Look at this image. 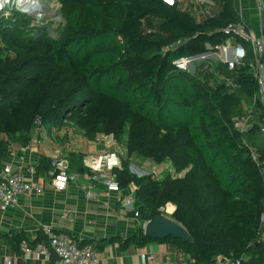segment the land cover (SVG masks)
Listing matches in <instances>:
<instances>
[{
	"label": "trees",
	"instance_id": "trees-1",
	"mask_svg": "<svg viewBox=\"0 0 264 264\" xmlns=\"http://www.w3.org/2000/svg\"><path fill=\"white\" fill-rule=\"evenodd\" d=\"M56 1L65 21L56 38L29 28L19 12L0 16V165L11 143L29 141L37 122L72 126L89 141L111 136L124 142L125 158L113 172L121 190L136 188L129 214L140 221L136 234L119 240L122 248L164 243L189 264H263L264 105L256 101L249 130L234 129L258 91L250 44L224 32L241 20L234 0H215L220 11L200 20L162 0ZM229 38L246 50L243 66L200 61L193 72L176 69L177 59ZM178 39L187 43L162 52ZM133 156L167 162L171 171L158 180L138 177L129 171ZM49 169L42 159L37 171ZM167 204L191 242L144 235L142 225ZM24 240L10 242L17 250ZM41 242L43 232L29 246Z\"/></svg>",
	"mask_w": 264,
	"mask_h": 264
},
{
	"label": "crops",
	"instance_id": "crops-1",
	"mask_svg": "<svg viewBox=\"0 0 264 264\" xmlns=\"http://www.w3.org/2000/svg\"><path fill=\"white\" fill-rule=\"evenodd\" d=\"M185 1L179 0L177 5L180 7ZM184 6L187 9H183L184 11L193 14L199 20L202 19L190 0H187ZM234 7L237 13L240 12L238 14L242 21L261 37L264 0H234ZM219 11L220 6L217 3L211 12L216 15ZM235 44L234 39L229 38L214 50L200 55L204 58L198 62L205 61L211 68L218 62L224 63V58H230ZM206 48L210 49L209 46ZM259 71L264 73V61L260 63ZM43 128L44 139L39 136V132L32 130L28 136L29 141L12 143L9 154L2 160V163H10L27 178L43 184L45 190L41 195L20 197L17 206L0 210V264H57V258L54 256L44 259L35 254L25 255L20 247L16 250L10 242L12 237L22 235L25 237L22 242L29 245L36 240L39 233H45L47 229L68 233L79 244L95 248L100 253L97 264H145L149 255L157 261H165L167 254L168 256L175 253L184 254L164 243H150L145 247L130 245L126 248L119 244V240L136 234L140 227V221L131 216L130 210L124 207L126 200H134L136 188L132 185L120 190L119 193L108 192L101 181L92 180V173L85 167V159L88 155L108 153L112 156L109 163L119 168L126 153L124 142L117 143L111 136L104 135H98L95 140L89 141L72 126L60 129H49L44 126ZM23 145H29L30 149L24 150ZM61 154L68 158V172L75 173L78 177L70 180L63 190L55 191L48 186L52 180L51 164L47 171L37 169L42 159L50 161ZM75 156L80 157V165L73 159ZM135 162L136 157L133 156L130 165ZM71 164L75 170L70 169ZM81 168H84L82 173L78 171ZM28 169H32L33 173L28 172ZM131 170L133 171L129 167L132 173ZM92 183L94 187L91 189ZM167 206L169 212H160L171 217L175 207L171 204L165 207ZM143 226L144 224L142 229ZM183 260L184 263L188 262L186 254L183 255ZM178 264H181L180 259Z\"/></svg>",
	"mask_w": 264,
	"mask_h": 264
},
{
	"label": "built area",
	"instance_id": "built-area-1",
	"mask_svg": "<svg viewBox=\"0 0 264 264\" xmlns=\"http://www.w3.org/2000/svg\"><path fill=\"white\" fill-rule=\"evenodd\" d=\"M163 3L174 6L177 5L179 0H162ZM197 12L202 18H212L214 14L211 12L215 7V0H190ZM240 13V12H238ZM241 18V16H240ZM264 29V26H263ZM224 32L227 34L239 36L245 43H249L252 48L254 56L253 71L254 76L257 79L258 91L252 99L251 104L245 105L244 112L237 117L233 122V127L238 132H246L252 127V116L256 101H260L264 105V73L259 71L260 62L259 58L261 54H264V36L255 38L252 31L246 23L240 20V22L228 25ZM187 43L185 39H178L175 42L165 46L162 52H173L179 47L184 46ZM246 50L241 43H236L232 48V53L229 59L224 58V63L229 70H233L237 67L243 66L246 58ZM203 56L196 57H182L174 62L177 70L183 72H191V65L195 64L199 59H203ZM39 132V136L44 139V128L37 122V126L33 129ZM259 131L264 135V125L259 126ZM12 143L10 144L11 149ZM24 150H29V145H23ZM106 153L100 155L88 156L85 159V167L92 173L93 181H101L108 192L119 193L120 188L116 181V175L113 172V167L109 160L111 159ZM51 164V176L50 186L55 191L63 190L70 180L76 179L78 176L75 173L70 174L69 161L66 155L61 154L50 160ZM28 172L33 173L32 169H28ZM161 179V178H160ZM94 187L93 183L90 188ZM44 185L27 178L21 171L14 169L10 163H1L0 165V210H4L9 207H15L18 204L19 198L30 195H41L44 192ZM91 194L89 193V196ZM134 200H126L124 207L128 210H132ZM161 208L160 211H163ZM64 216H62L63 218ZM260 224L262 228L261 242L264 244V208L260 215ZM47 235V243H39L34 247H30L26 242H22L19 247L21 251L26 254H35L41 256L44 259H49L51 256L57 258V264H97L100 253L89 245H80L72 236L65 232H55L50 229L45 230ZM184 254H173L166 256L165 261H157L153 256H148L145 264H178L179 259L181 264L184 263ZM240 264L239 260L231 262L228 259L220 258L217 264ZM264 264V262H263Z\"/></svg>",
	"mask_w": 264,
	"mask_h": 264
},
{
	"label": "rangeland",
	"instance_id": "rangeland-1",
	"mask_svg": "<svg viewBox=\"0 0 264 264\" xmlns=\"http://www.w3.org/2000/svg\"><path fill=\"white\" fill-rule=\"evenodd\" d=\"M4 1H5L4 4L0 3V16H4V17L12 16V14L15 11L19 12L25 15L27 19H30L29 28L35 30L37 29L43 30L47 32L50 37L56 38L58 36V32L65 23L60 13V5L56 0H36L34 4H32V9H29L30 6L28 7L23 6V4H21L19 0H4ZM185 2H187V0ZM185 2H182L180 4V7L182 9L187 10L186 6H184ZM152 19L153 21L157 22V24L161 22V20H159L158 18H152ZM249 28L252 31V34L255 38H260V35H258L255 31L254 33L251 27ZM124 139L125 138H123V140ZM121 151L123 153V150ZM92 155H88V156H92ZM122 156H124V154H122ZM131 165L129 167L130 169H133V171L131 170L132 174L138 177L147 176L157 180L163 178L164 175L170 173L171 171L170 165L167 162L161 165H155L154 163L139 157H136V162ZM163 211L166 212L165 208Z\"/></svg>",
	"mask_w": 264,
	"mask_h": 264
},
{
	"label": "water",
	"instance_id": "water-1",
	"mask_svg": "<svg viewBox=\"0 0 264 264\" xmlns=\"http://www.w3.org/2000/svg\"><path fill=\"white\" fill-rule=\"evenodd\" d=\"M262 36H264V29L262 30ZM263 61H264V54H261L259 58V62L263 63ZM193 70H194V64L191 65V72ZM143 229H144L143 230L144 235L152 239L162 240L171 236L174 238L181 239L183 241H188V242L192 241L191 236L189 235L187 230L183 227V225L175 221L173 218L168 217L162 213L154 216L153 218L145 222Z\"/></svg>",
	"mask_w": 264,
	"mask_h": 264
},
{
	"label": "bare ground",
	"instance_id": "bare-ground-1",
	"mask_svg": "<svg viewBox=\"0 0 264 264\" xmlns=\"http://www.w3.org/2000/svg\"><path fill=\"white\" fill-rule=\"evenodd\" d=\"M19 1H20L21 4H23V6H27V7L30 6L29 9H32V4H34V2L36 0H19ZM0 3L4 4L5 1L4 0H0ZM165 210L167 212H169V206L165 207Z\"/></svg>",
	"mask_w": 264,
	"mask_h": 264
}]
</instances>
